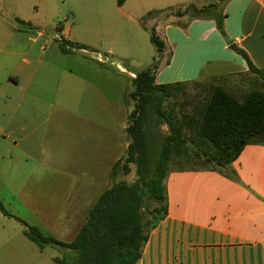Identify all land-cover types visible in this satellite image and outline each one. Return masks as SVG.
Wrapping results in <instances>:
<instances>
[{"label": "rangeland", "instance_id": "374dc122", "mask_svg": "<svg viewBox=\"0 0 264 264\" xmlns=\"http://www.w3.org/2000/svg\"><path fill=\"white\" fill-rule=\"evenodd\" d=\"M101 1L0 0V44L7 51L15 47L19 52L3 55L0 79L21 65L19 73L24 81L22 108L15 112L14 101H7L10 106L5 116L0 114V122L12 133L7 140L0 135V201L9 213L7 216L0 209V264H56L55 257L71 255L53 245L41 253L25 237L27 226L40 227L45 236L60 237L65 243L70 241L68 236L74 237L79 221L71 233L66 232L68 222L63 220L73 215L68 211L75 210L85 197V206L91 208L107 189L104 173L97 175L98 187L88 195L78 188L97 170L95 138L120 142L127 136L131 141L127 130H122L126 123L123 112L129 108L124 95L126 88L128 92L135 89L129 75L120 74L119 65L136 73L168 66L151 42L154 25L147 29L133 25L127 30L119 28L121 24L111 27L106 18L94 16L101 9ZM63 42L68 49L80 44L88 50L67 54L60 46ZM25 59L31 65L24 63ZM32 68L37 72L33 88L27 81ZM260 82L246 80L241 87L225 88L242 99L252 90L264 91V82ZM204 87H183L172 100L186 103V96L195 92V103L185 106L186 112H191L208 96ZM154 133L165 136L169 131L160 128ZM207 148L213 151L210 143ZM109 163L103 162V170ZM212 166L202 155V159L188 158L170 168ZM109 180L111 187L113 182ZM134 180L132 167L128 175L121 172L117 182ZM60 227L63 234H56L55 229Z\"/></svg>", "mask_w": 264, "mask_h": 264}, {"label": "crops", "instance_id": "0c3cea01", "mask_svg": "<svg viewBox=\"0 0 264 264\" xmlns=\"http://www.w3.org/2000/svg\"><path fill=\"white\" fill-rule=\"evenodd\" d=\"M218 2L127 0L120 7L117 0H103L101 9L94 16L106 18L111 27L121 24L119 28L125 27L123 30L133 28V25L134 28L145 29L150 24L154 25L158 37L166 44L161 56L163 64L172 54L169 65L160 67L155 74L157 85L178 84L181 89L200 88L211 82L226 88L241 87L246 80L259 79L263 83V79L250 73L246 60L236 52V48L245 51L252 63L264 70V0H226L222 6L226 15V37L220 33L216 21L209 13L193 21H190L189 16L170 15L172 13L144 20L151 11H186L190 5L202 9ZM113 39L120 41L119 38ZM8 52L13 56L19 55L15 47L7 51L0 44L1 64L4 62L3 55ZM12 61H15L14 57ZM24 63L31 65L26 59ZM12 65L15 63L12 62ZM15 69L6 78L0 79L2 116H5L6 108L10 106L7 101H14L12 106L15 112L22 108L20 92L24 81L19 73L21 65H16ZM119 69L120 74L129 75L134 86L136 75L121 65ZM36 75V69L32 68L30 78L27 79L32 88L36 85ZM132 90H125L124 98L129 108L123 112V120L126 122L123 131L129 128L128 116L135 108L133 100H128ZM191 96L197 97L195 92ZM160 128L169 131L167 124ZM21 129L25 130V127ZM1 134H4V140L12 136L0 122ZM14 142L15 147H18V142ZM130 144L127 136H122L120 142L96 137L93 158L97 162V170L91 179L83 180L78 188L89 194L98 187L97 175L104 173V183L108 189L112 167L127 157ZM188 158L197 161L201 157L190 152L189 157L175 158L173 164L179 165ZM104 161L111 162L105 166V170ZM165 185L168 196L167 215L149 233L138 264H264V144L246 146L240 157L224 168L214 165L210 168L172 167ZM85 201L86 197L75 210L68 211L69 215L73 214L71 218L63 220L68 222L65 231L70 233L75 229L76 221H79L76 234L74 237L68 236L67 240L70 241L66 243L77 237L94 206L87 208ZM60 230L61 227L55 229V233L63 234ZM53 238L61 241L60 237ZM45 249H40L41 253Z\"/></svg>", "mask_w": 264, "mask_h": 264}, {"label": "trees", "instance_id": "16d2710c", "mask_svg": "<svg viewBox=\"0 0 264 264\" xmlns=\"http://www.w3.org/2000/svg\"><path fill=\"white\" fill-rule=\"evenodd\" d=\"M126 1L117 0V3L121 7ZM225 1L202 9L190 5L186 11H151L144 20L172 13L170 15L189 16L193 21L209 13L226 37V15L222 8ZM151 42L162 56L166 44L155 28L151 31ZM60 46L67 54L88 50L80 44H72L71 49L66 42ZM236 52L246 60L250 73L264 80V70L258 69L245 51L237 47ZM171 56L166 62L168 65ZM157 70L158 66L138 73L130 71L136 78L135 90L128 94V100H133L135 108L127 129L131 140L127 157L112 167L113 185L93 206L77 237L65 243L45 236L39 227L27 226L25 236L41 250L53 245L71 253L63 258L56 257V264H138L149 233L167 215L165 179L175 158L189 157L190 152H195L215 167L224 168L237 160L246 146L264 144L263 90H252L240 99L223 85L205 83L203 90L208 96L191 112H186L185 106L195 103V96H186V103L173 102L181 85H157ZM163 124L168 125L169 133L165 136L155 134ZM208 143L213 151L207 148ZM132 167L135 180L118 183L121 172L128 175ZM0 209L9 215L1 201Z\"/></svg>", "mask_w": 264, "mask_h": 264}, {"label": "water", "instance_id": "95a60500", "mask_svg": "<svg viewBox=\"0 0 264 264\" xmlns=\"http://www.w3.org/2000/svg\"><path fill=\"white\" fill-rule=\"evenodd\" d=\"M219 2H220V0H219Z\"/></svg>", "mask_w": 264, "mask_h": 264}, {"label": "built area", "instance_id": "2783aa9c", "mask_svg": "<svg viewBox=\"0 0 264 264\" xmlns=\"http://www.w3.org/2000/svg\"><path fill=\"white\" fill-rule=\"evenodd\" d=\"M135 77V76H134Z\"/></svg>", "mask_w": 264, "mask_h": 264}]
</instances>
